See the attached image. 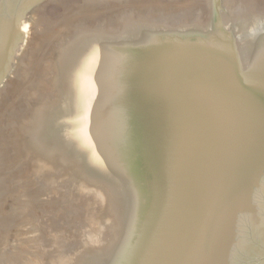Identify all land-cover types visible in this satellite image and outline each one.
Listing matches in <instances>:
<instances>
[{"label":"water","instance_id":"obj_1","mask_svg":"<svg viewBox=\"0 0 264 264\" xmlns=\"http://www.w3.org/2000/svg\"><path fill=\"white\" fill-rule=\"evenodd\" d=\"M0 264H264V0H0Z\"/></svg>","mask_w":264,"mask_h":264}]
</instances>
